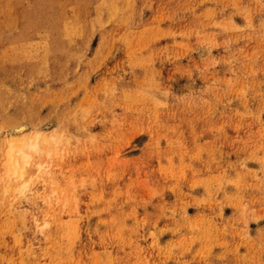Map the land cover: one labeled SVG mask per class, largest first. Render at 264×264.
Listing matches in <instances>:
<instances>
[{"label": "rangeland", "instance_id": "1", "mask_svg": "<svg viewBox=\"0 0 264 264\" xmlns=\"http://www.w3.org/2000/svg\"><path fill=\"white\" fill-rule=\"evenodd\" d=\"M0 264H264V0H0Z\"/></svg>", "mask_w": 264, "mask_h": 264}, {"label": "bare ground", "instance_id": "2", "mask_svg": "<svg viewBox=\"0 0 264 264\" xmlns=\"http://www.w3.org/2000/svg\"><path fill=\"white\" fill-rule=\"evenodd\" d=\"M21 129H25V128H21ZM19 130L16 131V133ZM22 133V132H21ZM40 139V135H35L32 139H29L27 142L25 143H20V142H10V146L8 145V150L6 151H10L9 153L7 152V155L9 156V158L12 159L13 154H19V160H23V164L22 166L20 165V162L16 161L15 163L11 161V159H9L13 164H12V171H11V179L14 181L16 180L18 182V180H21L22 175H23V168L25 167V165H28L27 161L29 160V156L26 154V151H38V140ZM46 139H43L42 141L44 142ZM41 141V140H40ZM46 142V141H45ZM39 152V151H38ZM14 154V155H15ZM16 156V155H15ZM21 156V158H20ZM17 157V156H16ZM15 159V158H14ZM16 160V159H15ZM14 160V161H15ZM11 166V163L9 165V167ZM11 168V167H10ZM10 170V169H9ZM40 170V166H38V171ZM42 170V169H41ZM8 173V172H7ZM8 175V174H7ZM30 180V179H29ZM28 180V182H30ZM28 182L24 183L22 182L21 186L19 185L18 187L16 186L17 184L14 182L13 184L15 185V193L17 194H23L24 190H26L27 186H28ZM31 185V184H30ZM31 188V187H30ZM5 192L7 194V189H5Z\"/></svg>", "mask_w": 264, "mask_h": 264}]
</instances>
